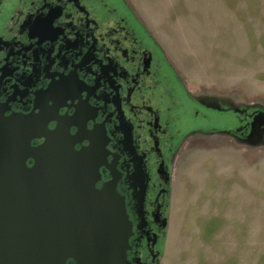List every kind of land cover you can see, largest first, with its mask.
I'll use <instances>...</instances> for the list:
<instances>
[{"label":"flooded vegetation","instance_id":"obj_1","mask_svg":"<svg viewBox=\"0 0 264 264\" xmlns=\"http://www.w3.org/2000/svg\"><path fill=\"white\" fill-rule=\"evenodd\" d=\"M57 128L76 150L90 148L96 168L67 188H107L124 202L131 233L122 264H161L184 148L201 136L264 146V105L191 88L126 0H0L3 150L31 167L30 150ZM28 175L0 170V195L20 191L24 177L41 191V178ZM34 198L0 203L3 264H41V242L57 238V204Z\"/></svg>","mask_w":264,"mask_h":264},{"label":"rangeland","instance_id":"obj_2","mask_svg":"<svg viewBox=\"0 0 264 264\" xmlns=\"http://www.w3.org/2000/svg\"><path fill=\"white\" fill-rule=\"evenodd\" d=\"M191 88L264 105V0H126ZM197 137L161 264H264V146Z\"/></svg>","mask_w":264,"mask_h":264},{"label":"water","instance_id":"obj_3","mask_svg":"<svg viewBox=\"0 0 264 264\" xmlns=\"http://www.w3.org/2000/svg\"><path fill=\"white\" fill-rule=\"evenodd\" d=\"M45 138L42 145L30 150L35 160L31 167L24 159H11L9 150H3L0 140L1 171H28L27 178H41L42 181L41 191H35L34 187L38 185L24 177L20 191L0 195V203H32L36 200L34 197H41L42 202L57 204L58 221L52 224L57 238L41 242V264H65L68 258L74 259L75 264H122L131 233L123 200L107 188L97 191L92 185L75 184L68 189L72 180L76 182L81 178V172L96 171L89 162L90 148L76 150L68 131L61 128L45 134ZM51 179L58 181V191L50 189ZM44 196L48 199L44 200ZM44 229L45 225H42ZM0 264H3L2 257Z\"/></svg>","mask_w":264,"mask_h":264}]
</instances>
